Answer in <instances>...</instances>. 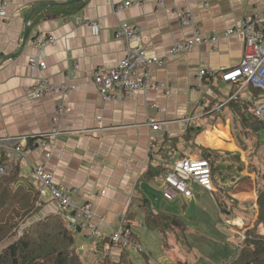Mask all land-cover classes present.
Wrapping results in <instances>:
<instances>
[{"label":"crops","instance_id":"0c3cea01","mask_svg":"<svg viewBox=\"0 0 264 264\" xmlns=\"http://www.w3.org/2000/svg\"><path fill=\"white\" fill-rule=\"evenodd\" d=\"M67 1L71 0H0V142L13 138L9 145H14L18 137H25L26 148L36 138L49 140V158L44 157L43 148L35 146L29 151V161L43 165L55 183L74 189L75 202L90 203L92 224L101 217L112 228H118L121 217L131 221L134 239L145 251L143 238L150 240L149 233L155 232L145 225V211L151 207L173 214L172 209L184 198L169 201L163 197L166 165L157 158L169 164L205 153L213 166L214 191L193 184L192 197L186 199L208 211L203 199L211 197L221 221L236 227L230 229L231 241L239 244L245 229L257 218L256 184L264 182V128L257 133L243 129L229 108L204 114L203 101H224L233 86L221 82L213 89L198 73L202 68L215 72L240 62L244 39L233 31L245 17L261 10L264 0H163L161 5L157 0H84L67 15L48 14L31 23L30 15L38 5L79 2ZM125 1L131 4L115 12L113 5ZM184 9L192 14L187 25L179 20ZM90 22L97 25V34L92 33ZM120 22L137 27L141 45L158 55H166L176 44L193 41L196 31L205 41L153 67L152 82L162 83L167 92L159 87L129 99L105 100L91 81L92 71L100 66L114 67L125 56L128 43L115 35ZM38 33L52 34L55 41L38 50L33 45ZM34 57H40L45 67L32 69ZM41 78L55 91L31 98L30 88ZM61 85H67L68 90L62 92ZM243 96L248 98L251 93ZM61 105L60 134L48 137ZM195 114L200 130L187 139L182 119ZM149 119L160 122L161 129L152 130ZM165 140L161 153L159 145ZM172 141L175 148L169 149ZM18 164L22 176L29 178L28 164ZM152 166L165 170L153 175ZM42 194L45 205L41 214L56 213L57 204L49 194ZM144 199L149 205H144ZM109 231L107 227L101 230L105 237ZM152 239L159 245L156 236ZM92 240L85 230L77 233V250L86 263L95 258ZM172 242L166 243L168 250L178 246ZM113 246L107 243L105 252L116 258ZM161 259V264H180L164 256Z\"/></svg>","mask_w":264,"mask_h":264},{"label":"built area","instance_id":"2783aa9c","mask_svg":"<svg viewBox=\"0 0 264 264\" xmlns=\"http://www.w3.org/2000/svg\"><path fill=\"white\" fill-rule=\"evenodd\" d=\"M157 2L161 5L164 1L157 0ZM130 4V1L115 4L113 5L114 11L120 12ZM2 8L0 6V13ZM179 20L183 25L191 23V12L184 9L179 15ZM88 24L92 33L97 34V25L91 22ZM233 33L241 34L244 39L240 62L234 66L221 67L215 72L202 68L198 73L207 83L217 84V77H219L222 83L236 85V89L227 98L228 100L241 95L247 86L264 91V4L261 10L245 17L240 27L236 28ZM115 35L128 43L125 56L114 67L105 68L100 66L92 71L91 81L105 100L129 99L138 92L146 94L149 90L159 87H163L167 92V87H164L162 83L156 84L152 82L151 71L153 67L158 63H164L169 58L168 56L174 57L205 41L196 31L193 41L176 44L166 55H158L156 51L147 50L141 45L137 27L131 26L126 22H120ZM54 41V35L38 33L35 36L33 45L38 50H42ZM44 67L45 63L40 57H34L31 60L32 69ZM58 88L62 92L68 90L67 85H61ZM53 91H55V87L50 85L45 78H41L32 85L29 96L31 98H40ZM246 99L252 101L256 100V97L251 95ZM219 108L220 106L216 107V109ZM63 111V105L57 107L56 115L53 117L54 130L46 136L56 138L60 134L58 116ZM254 113L260 121L264 122V100L256 102ZM196 120H198L197 114L186 116L182 119L186 125ZM160 124L158 121L149 119V125L152 130L161 129ZM25 140V137H18L14 145H9V143L14 141L13 138L0 142V146L6 151L5 156L7 159L6 163H0V176L6 175L17 162L22 163L25 161L30 168V177L41 194H49L50 198L57 204L58 211L67 213L66 218L71 226L79 231L85 230L90 239L100 237L102 228L107 227L110 230L109 236L114 244L122 248L131 249L133 252H143L145 250L144 246L132 236L131 228L126 227L124 217L120 218L118 228H112L107 225L102 217L97 219V224H92L90 221L94 218V215L92 214L91 204L75 202L72 197L75 192L74 189L55 183L52 175L45 170L43 165L32 164L29 161V151L35 146L43 148L44 157L49 158L50 141L36 138L30 141L28 147L25 148ZM157 161L166 165V172L162 181V195L166 200L171 201L178 196L184 198L192 197L193 184L201 186L208 192L214 191L211 166L206 158L182 157L167 164L159 157Z\"/></svg>","mask_w":264,"mask_h":264},{"label":"trees","instance_id":"16d2710c","mask_svg":"<svg viewBox=\"0 0 264 264\" xmlns=\"http://www.w3.org/2000/svg\"><path fill=\"white\" fill-rule=\"evenodd\" d=\"M83 3L84 0L68 4L60 2L41 4L33 10L29 19L34 24L48 14L67 15ZM217 82L216 86L211 84L210 86L217 89L221 84L219 77H217ZM232 86L228 98L236 89V85ZM245 92H250L256 100H247L243 96ZM260 100H264V91L247 86L241 95L227 99L225 102L218 103L217 100L210 98L207 103L203 101L205 105L202 106V112L204 114L214 112L218 106L229 108L238 116L243 129H251L257 133L259 129L264 128V122L260 121L254 113V106ZM199 130L197 122L188 123L184 136L187 139L192 138ZM165 145L166 140L159 145L162 147L159 152L162 153ZM168 148L174 149L175 141H172ZM5 152V149L0 146L1 164L7 162ZM203 157L208 160L211 172H213L210 159L205 153ZM164 170L163 166L150 168L153 175L163 173ZM256 190L257 218L252 226L247 227L241 235V241L238 244L239 252L237 249L234 258L222 264H264V182L256 184ZM144 200V205H149L148 200ZM44 205L45 201L40 190L31 177L22 176L18 163L14 164L6 175L0 176V264H90L81 258L77 250L76 239L80 231L69 224L66 218L67 213L57 211L42 215L41 210ZM144 215L145 225L150 231H156L166 239L172 237L177 244L184 245L186 242L187 246H190L187 239L188 228L176 215L159 212L151 207L150 210L145 211ZM126 227L131 228V221H126ZM132 236L135 235L132 234ZM92 242L94 243L92 253L95 255V264L97 262L136 264L140 256L146 263H151L150 254L145 250L133 252L121 248L119 256L112 258L109 253L105 252L107 243L114 244L110 236L101 235Z\"/></svg>","mask_w":264,"mask_h":264},{"label":"rangeland","instance_id":"374dc122","mask_svg":"<svg viewBox=\"0 0 264 264\" xmlns=\"http://www.w3.org/2000/svg\"><path fill=\"white\" fill-rule=\"evenodd\" d=\"M249 131L253 132V130ZM239 138L242 139L243 136H239ZM248 155L244 161L245 165L249 162ZM262 164L261 162V166ZM203 202V205L207 206L208 211H204L201 208V204H196L194 201H189L186 198H183V203L179 204L176 210L172 209L173 214L177 215L180 221L188 228L187 239L190 246H187L186 242H184V245L178 243V246H174L168 250L166 243H171L173 238L167 237L166 239V237H163L162 234L156 231L149 233L150 240L145 237L143 238L142 241L145 242L147 251L151 253V263L149 264H161L163 256L180 264H221L234 258L237 253L238 244L231 241L232 232L230 229H236V227L232 226V222L230 221L227 222L230 227L221 221L218 217L217 204L211 197H206L203 199ZM155 236L157 241H159V245H156L152 239ZM113 247L117 248L119 256V251L122 247L117 244H114ZM79 254L84 258L83 253L80 252ZM90 264H95V262L91 261ZM136 264L148 263L140 256Z\"/></svg>","mask_w":264,"mask_h":264},{"label":"water","instance_id":"95a60500","mask_svg":"<svg viewBox=\"0 0 264 264\" xmlns=\"http://www.w3.org/2000/svg\"><path fill=\"white\" fill-rule=\"evenodd\" d=\"M75 1H81V0H71V1H67V2H75Z\"/></svg>","mask_w":264,"mask_h":264}]
</instances>
